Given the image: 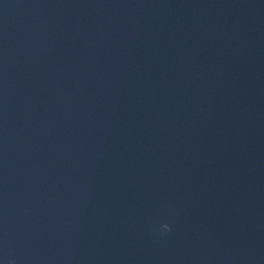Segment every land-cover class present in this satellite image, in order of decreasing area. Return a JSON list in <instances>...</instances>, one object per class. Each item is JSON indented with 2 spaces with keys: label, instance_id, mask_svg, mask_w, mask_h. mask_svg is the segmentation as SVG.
Instances as JSON below:
<instances>
[{
  "label": "water",
  "instance_id": "1",
  "mask_svg": "<svg viewBox=\"0 0 264 264\" xmlns=\"http://www.w3.org/2000/svg\"><path fill=\"white\" fill-rule=\"evenodd\" d=\"M264 38V0H246Z\"/></svg>",
  "mask_w": 264,
  "mask_h": 264
},
{
  "label": "clouds",
  "instance_id": "2",
  "mask_svg": "<svg viewBox=\"0 0 264 264\" xmlns=\"http://www.w3.org/2000/svg\"><path fill=\"white\" fill-rule=\"evenodd\" d=\"M164 228L167 230L168 229V225H164Z\"/></svg>",
  "mask_w": 264,
  "mask_h": 264
}]
</instances>
